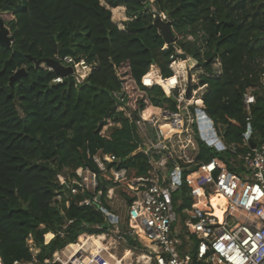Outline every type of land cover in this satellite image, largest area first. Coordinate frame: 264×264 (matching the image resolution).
I'll use <instances>...</instances> for the list:
<instances>
[{
  "label": "trees",
  "instance_id": "trees-1",
  "mask_svg": "<svg viewBox=\"0 0 264 264\" xmlns=\"http://www.w3.org/2000/svg\"><path fill=\"white\" fill-rule=\"evenodd\" d=\"M124 6L129 19L122 29L112 12L118 20L117 12ZM156 11L172 21L178 34L174 42L167 44L153 23ZM0 17L13 35L10 46L0 44L3 264H58L44 260L75 244L84 232L103 233L106 212L121 224L128 221L134 195L126 184L146 175L151 165L137 151L142 137L123 107L134 116L177 110V100L161 86L170 91L172 82L186 75L176 61L177 77L165 79L173 75L170 64L179 50L205 71L197 87L206 89L197 103L221 128L224 143L238 148L236 153L221 151L198 138L196 160L221 157L237 172L230 159L236 162L237 154L249 149L244 140L249 125L251 139L264 143V0H0ZM63 48H68L66 55L84 59L91 67L82 83L71 75L55 82L54 70L45 64L36 67L35 60L56 58ZM152 65L161 69V86L143 83L145 75L154 81L160 76ZM21 68L26 75L11 83ZM249 92L255 96L250 114L244 100ZM105 155L118 160L109 161ZM94 156L103 160L106 170ZM79 167L97 173L101 208L81 205L91 194H73L61 184V174L69 170L73 175ZM111 168L127 169L126 184L114 181ZM116 186L120 189L108 195ZM186 186L176 189L181 192L174 196L182 214L193 202ZM212 195L214 203L223 202Z\"/></svg>",
  "mask_w": 264,
  "mask_h": 264
},
{
  "label": "built area",
  "instance_id": "built-area-1",
  "mask_svg": "<svg viewBox=\"0 0 264 264\" xmlns=\"http://www.w3.org/2000/svg\"><path fill=\"white\" fill-rule=\"evenodd\" d=\"M162 16L167 19L165 13ZM178 58H174L170 64L173 75L165 79L171 80L176 76L174 64ZM60 62L73 67L70 75L77 84L91 73V67L84 59L76 61L72 56L65 55ZM215 68L220 71V62ZM49 69L53 70L51 67ZM63 79L64 76L58 74L54 81L62 82ZM262 81L264 83V74ZM143 83L149 87L158 84L145 76ZM180 84L182 82L173 81L170 91L158 84L177 100V110L164 108L156 113L143 111L134 116L123 107L144 136L148 134L147 128L154 134L152 139L144 138L146 154L150 157L153 154L162 155L159 160L154 159L155 163L146 175L134 177L129 184L125 183L128 179L126 168L110 169L114 181L118 185L126 184L134 195L129 203L126 222L131 228L124 230L119 219L115 221L109 218L110 213L106 212L107 229L103 233L80 234L75 242L79 243L77 248L68 249L72 244L69 243L56 250L44 263L264 264V143L256 144L253 148L250 146L252 130H249V125L244 133L249 149L238 153L236 162L230 159V163L238 168L237 172L231 170L221 157L198 162V138L221 151L229 149L236 153L238 148L224 143L221 128L216 127L214 120L204 110L205 106L195 108L196 112L192 113L190 106L193 105V95L188 98L185 87L175 92ZM193 93H196L194 88ZM244 100L250 114L255 96L246 93ZM104 159L118 160L114 155H105ZM94 160L101 170H106L100 157L94 156ZM169 161L175 165L168 172L166 167ZM60 182L73 194H91L80 202L81 205L95 204L101 208L96 191L97 173L89 167H79L73 175H61ZM183 183L191 189L193 202L185 210L184 229H180L174 227L178 213L173 192ZM212 194L218 195L223 202L214 203ZM57 198L60 199V195ZM124 243L129 248L124 247L119 253ZM128 252L131 253L130 257L125 259ZM0 264H3L1 256ZM14 264L21 263L15 261Z\"/></svg>",
  "mask_w": 264,
  "mask_h": 264
},
{
  "label": "water",
  "instance_id": "water-1",
  "mask_svg": "<svg viewBox=\"0 0 264 264\" xmlns=\"http://www.w3.org/2000/svg\"><path fill=\"white\" fill-rule=\"evenodd\" d=\"M155 26L158 28L160 35L164 38L167 44H170L175 41L176 33L173 30L172 21L168 19H164L162 14L158 11L155 12L154 22ZM13 42V35L11 34L10 28L5 25V21L0 17V44L10 46ZM68 53V48H63L59 50V53L56 58H47V59H39L35 60L36 67H40L45 64L51 67L57 74L67 77L73 72L72 66H64L60 59H62ZM179 57L183 59H187L188 56L186 53L182 51H178ZM22 75H26V69L21 68L15 72V74L11 77V83L19 79ZM123 92L119 93V96H123ZM193 95V81H192V71L191 66L187 63V87H186V96L188 98ZM249 130H252L249 127ZM250 146L253 148L256 146V143L250 139ZM222 215V212H219ZM109 218H114L115 221L118 220L117 216L113 214H109Z\"/></svg>",
  "mask_w": 264,
  "mask_h": 264
},
{
  "label": "rangeland",
  "instance_id": "rangeland-1",
  "mask_svg": "<svg viewBox=\"0 0 264 264\" xmlns=\"http://www.w3.org/2000/svg\"><path fill=\"white\" fill-rule=\"evenodd\" d=\"M125 7V6H124ZM153 9V11H155V9L154 8H152ZM117 14H118V20H114V18H113V12H112V19H113V21H115L116 23H117V25L119 26V28H124V22L126 21V20H128L129 19V17L127 16V14H126V7L125 8H121L118 12H117ZM161 14H163V13H161ZM166 15V14H165ZM154 17H155V13H154V15H153ZM8 28H10V26L8 25V24H5ZM10 31H11V29H10ZM12 32V31H11ZM12 34V33H11ZM176 36L178 37V34L176 33ZM188 58L187 59H183V58H181V57H179L178 58V60L177 61H179L180 62V64L182 65V61H185V64L187 65V62H189V65H191V71H192V81H193V88L194 87H196V89H195V91H196V93H193V98H192V103H193V105L192 106H190V110L192 111V113L193 112H196L195 111V108H204V105H201V104H198L197 103V100H198V98H201V96H202V93L205 91V89L206 88H204L205 86H199V87H197V84L199 83V77H200V75L201 74H203L205 71H204V69L203 68H197V61L193 58V57H190V59L188 60ZM193 62V63H192ZM218 63H219V61H215L214 63H213V65L214 66H216V65H218ZM185 65V66H186ZM192 65H195L194 67H192ZM175 68V67H174ZM175 70V69H174ZM150 71H151V69H150ZM150 71L148 72V74L150 73ZM147 74V75H148ZM176 75V74H175ZM146 76V75H145ZM186 76H187V66H186V75H184V77L183 78H179L178 79V82L180 83V82H182V84H180L179 85V87H178V89L175 91V92H177V91H180L183 87H187V83H186ZM177 77V76H176ZM180 77V76H179ZM186 102H188V101H186ZM106 127L103 129V133L106 131ZM153 156L155 157V155L153 154ZM162 156V155H161ZM174 163L172 162V161H169L168 162V164H167V169H168V172L174 167ZM62 176H68V175H70V172H69V170H66L65 171V173H63V174H61ZM167 175H168V173H167ZM182 186H186V184L185 183H183L182 184ZM187 187V186H186ZM118 189H120V187L119 186H116V188H115V191H118ZM180 190H176V191H174L173 192V196H176V195H180ZM108 195H109V193H108ZM182 199V198H181ZM117 204H121V202H117ZM122 204L124 205V203L122 202ZM174 204H175V208H176V211H177V213H178V217H177V221H176V223H174V227H177V228H180V229H184V227H183V218H185L184 216H186V214H182V213H180L179 211H178V209H177V204L174 202ZM123 228H124V230H129L131 227H130V225H129V223H125V224H123ZM30 241H32V239H30ZM32 243H34V242H32ZM35 244V243H34ZM125 244V243H124ZM34 246H36V244L34 245ZM124 247H127V248H129V246L128 245H124L123 247H121L120 248V250H119V253L120 252H122V250H123V248ZM69 248V247H68ZM137 252H139V251H137ZM140 253V252H139ZM133 259H135V257L133 256ZM35 264H37V262H35Z\"/></svg>",
  "mask_w": 264,
  "mask_h": 264
},
{
  "label": "crops",
  "instance_id": "crops-1",
  "mask_svg": "<svg viewBox=\"0 0 264 264\" xmlns=\"http://www.w3.org/2000/svg\"><path fill=\"white\" fill-rule=\"evenodd\" d=\"M151 67H156V72H158L159 71V74H160V76H158V79L156 80V81H154V82H160V80H161V77H162V74H161V69L157 66V65H152ZM184 69V68H183ZM185 70V69H184ZM180 78V77H179ZM150 80H152V79H150ZM204 88H206V86L204 87ZM203 94V93H202ZM147 132H148V134H147V136H144L143 134H142V132H140V134H141V143H140V147H139V149L137 150V151H141V152H143L147 157H148V159H149V163H150V165H151V167H152V164L153 163H155L154 162V159H156V160H159V158H160V154H157V155H155V158L153 157V156H148L147 154H146V147H145V145H144V143H143V141H144V138H150V139H152L153 138V136H154V134H153V132L150 130V128H147ZM115 188L116 187H114L113 189H112V191H111V193H110V195H112L113 193H114V191H115ZM71 245H73V244H71ZM70 245V246H71Z\"/></svg>",
  "mask_w": 264,
  "mask_h": 264
},
{
  "label": "bare ground",
  "instance_id": "bare-ground-1",
  "mask_svg": "<svg viewBox=\"0 0 264 264\" xmlns=\"http://www.w3.org/2000/svg\"><path fill=\"white\" fill-rule=\"evenodd\" d=\"M190 58L188 57V60H189ZM187 60V61H188ZM187 63H189V62H187ZM193 63V62H192ZM83 65V64H82ZM186 64H185V61H182V67L185 69L184 71H185V73H186V66H185ZM84 66V65H83ZM191 66V65H190ZM81 69L83 68L81 65L79 66ZM192 67H194V65H192ZM85 68V67H84ZM86 69V68H85ZM85 72H88V70L86 69V71ZM95 240L97 241V243H100V240L98 239H96V237H95ZM79 246V243H75V244H73V245H71V246H69V248H77ZM68 248V249H69ZM130 252H128V253H126V257H125V259H129V257H130ZM116 264H124L123 262H119V263H116Z\"/></svg>",
  "mask_w": 264,
  "mask_h": 264
}]
</instances>
